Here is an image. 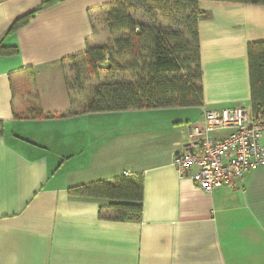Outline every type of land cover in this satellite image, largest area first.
Wrapping results in <instances>:
<instances>
[{"label": "crops", "instance_id": "crops-1", "mask_svg": "<svg viewBox=\"0 0 264 264\" xmlns=\"http://www.w3.org/2000/svg\"><path fill=\"white\" fill-rule=\"evenodd\" d=\"M45 1L0 0V46L17 49L0 55V264H264V166L205 192L172 164L203 110L250 106L247 45L264 41V5L199 2L201 106L70 115L67 63L97 46L92 18L117 0H57L8 33ZM30 77L47 117L16 116ZM127 173L142 176L138 222L68 194Z\"/></svg>", "mask_w": 264, "mask_h": 264}, {"label": "trees", "instance_id": "trees-1", "mask_svg": "<svg viewBox=\"0 0 264 264\" xmlns=\"http://www.w3.org/2000/svg\"><path fill=\"white\" fill-rule=\"evenodd\" d=\"M203 0H117L109 7L106 27L110 31H125V38L114 42L115 53L105 47L87 46L83 57L92 70L107 60V67L115 57H128L127 71L140 72L139 79L101 82L83 106L76 111L72 104L70 115L77 113L114 112L155 108L195 107L202 105V72L199 60L197 20ZM243 4H262L264 0H211ZM57 0H48L28 14L17 18L8 33L26 25L33 16ZM132 12L148 19L159 16L172 27L162 29L156 24L136 22ZM16 48L0 46L1 56L16 54ZM108 56V58H106ZM75 58H70L73 60ZM250 107L264 115V41L247 45ZM184 70V75H181ZM33 77L34 72L30 70ZM38 103L37 95H34ZM21 118H42L40 106L34 104L16 115ZM1 125V123H0ZM73 199L105 202L99 207V217L112 221L141 220L143 184L140 174H124L111 181H96L68 188Z\"/></svg>", "mask_w": 264, "mask_h": 264}, {"label": "built area", "instance_id": "built-area-1", "mask_svg": "<svg viewBox=\"0 0 264 264\" xmlns=\"http://www.w3.org/2000/svg\"><path fill=\"white\" fill-rule=\"evenodd\" d=\"M263 136L264 115L255 114L250 106L205 109L200 124L187 126L172 164L205 192L234 188L248 170L264 166Z\"/></svg>", "mask_w": 264, "mask_h": 264}, {"label": "rangeland", "instance_id": "rangeland-1", "mask_svg": "<svg viewBox=\"0 0 264 264\" xmlns=\"http://www.w3.org/2000/svg\"><path fill=\"white\" fill-rule=\"evenodd\" d=\"M109 11V7L100 14L98 17L92 18V23L94 26V36L97 46L95 47H105L111 54L115 53L114 42L117 39L125 38L127 33L125 31H110L106 27V15ZM136 22L144 24H156L162 29L175 28L172 25L162 19L159 16H154L152 19H148L143 14L139 12L131 13ZM108 58V56H106ZM128 57H115L114 63L108 69L107 60L101 64V66L92 70L89 62L83 56L77 57L73 60L68 61V87L70 90V96L72 100L73 107L78 111L84 102L91 96L93 90L98 84L106 81H127L132 82L143 76L140 72L127 71L125 66L127 65ZM181 75H184V70ZM15 106L16 112L19 115L24 113L27 109V101L35 104V98L31 83V77L26 81L21 83L18 90L15 92Z\"/></svg>", "mask_w": 264, "mask_h": 264}]
</instances>
